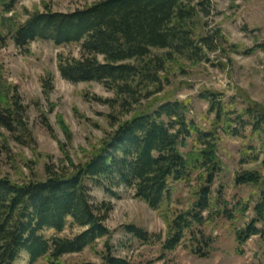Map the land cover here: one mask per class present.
<instances>
[{
    "label": "trees",
    "instance_id": "1",
    "mask_svg": "<svg viewBox=\"0 0 264 264\" xmlns=\"http://www.w3.org/2000/svg\"><path fill=\"white\" fill-rule=\"evenodd\" d=\"M18 1L4 3L5 10L11 11ZM210 3L96 0L72 12H33L10 34L23 51L38 39L56 45L80 44L79 58L59 56L61 76L73 83L100 82L116 95L104 102L113 108L133 110L142 105L143 99L163 90L161 74L168 71L170 61L199 62L208 58V50L216 49L223 33L220 30L207 35L201 25L204 16L210 14ZM258 47L264 49V42ZM157 50L166 52L157 54ZM43 86L49 91L51 82L45 80ZM7 90L1 86L0 125L10 131L17 126L20 130L26 128L18 87H10V97ZM200 97L209 102V112L215 114L207 129L189 118V99L169 98L125 120L111 115L115 129L86 162L69 160L58 168L47 165L42 179L18 182L0 177V264H22L18 259L23 258V252L29 256L26 264L42 258L62 264L64 255L93 247L98 239L109 236L106 220L113 205L98 201L94 188L112 197L123 186L133 189L136 197L159 212L167 231L163 241L162 235L135 225H127L126 232L144 243L157 238L166 251L188 240L193 254L211 256L218 250V236L208 228L217 225L219 219L231 221L238 254L244 253V245L252 236L264 237V106L242 94L238 96L243 104L240 109L228 107L219 92L206 90ZM247 132L251 142L242 152L240 163H256L258 167L238 170L234 183L256 189L238 203L239 215L245 216L252 208L254 216L238 228L240 217L230 208L223 185L217 189L213 185L224 171L218 155L222 133L246 137ZM182 147L190 148L184 152ZM195 174L200 181L195 201L188 210L174 213V184L190 183ZM68 223L84 230L73 237L61 236ZM50 231L53 234H47ZM105 247L99 264H131L127 258L115 255L110 243Z\"/></svg>",
    "mask_w": 264,
    "mask_h": 264
},
{
    "label": "rangeland",
    "instance_id": "2",
    "mask_svg": "<svg viewBox=\"0 0 264 264\" xmlns=\"http://www.w3.org/2000/svg\"><path fill=\"white\" fill-rule=\"evenodd\" d=\"M96 0H19L11 11H6L0 0V89L8 88L9 97L16 92L21 100V114L26 128L7 130L0 125V177H10L21 182L30 178H45L46 166L58 168L62 164L86 162L115 127V119L125 120L146 106L157 105L169 98L189 99V118L204 129L211 127L215 118L209 112V102L200 97L203 91L221 93L228 107L242 108V94L264 106V0H211L210 14L204 16L201 25L207 35L220 31L223 38L216 41V49L208 50L206 59L199 62L174 59L163 76V90L133 110L111 107L104 99H113L115 92L96 81L73 83L61 76L59 56L80 57V44L56 45L48 40H35L23 51L12 39L10 30L24 23L36 11L52 10L72 12L83 9ZM13 19V20H6ZM5 21V22H4ZM165 50L155 53L164 54ZM51 82L49 91L44 81ZM2 84V85H1ZM235 104H231L232 102ZM155 107V106H154ZM137 109V110H136ZM136 110V111H135ZM23 129V130H22ZM249 129V128H248ZM218 155L224 163V171L217 177L213 188L223 185L225 197L233 213L240 217L237 227H244L254 216L250 208L245 216L238 213L239 202L256 191L253 187L236 186L234 176L238 170L256 168V163L241 164L242 152L251 142L246 137L227 136L222 133ZM191 140L188 145H190ZM256 145H258L257 142ZM190 147H182L186 152ZM198 174L190 183L174 184L171 207L174 213L188 210L196 199L200 186ZM98 201L111 202L113 208L106 220L111 234L97 240L93 247L81 252L69 253L61 258L62 264L101 263L105 244L110 243L113 253L127 258L131 264H262L264 261V237L252 236L244 245V253L238 254L236 234L231 221L219 219L210 224L208 232L218 236V250L209 257L193 254L188 240L175 250L163 249L167 226L159 212L136 197L131 188L121 187L112 197L99 188L93 189ZM254 202L251 203V207ZM243 217V218H241ZM127 225H135L153 234L162 235L152 242H142L126 232ZM84 228L68 223L61 236L73 237ZM47 234H53V231ZM18 262L27 263L28 253L23 252ZM35 264H51L42 258Z\"/></svg>",
    "mask_w": 264,
    "mask_h": 264
}]
</instances>
